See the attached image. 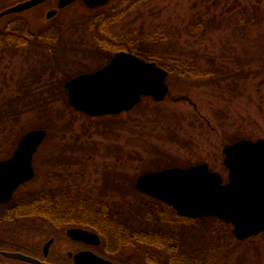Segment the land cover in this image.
Returning <instances> with one entry per match:
<instances>
[{
	"label": "rangeland",
	"instance_id": "obj_1",
	"mask_svg": "<svg viewBox=\"0 0 264 264\" xmlns=\"http://www.w3.org/2000/svg\"><path fill=\"white\" fill-rule=\"evenodd\" d=\"M254 2L260 5H254ZM124 3L122 0L120 5H111L99 13H91L90 9L76 4L73 12L80 9L85 21L80 19L72 27L67 26L68 22L64 27L61 19H57V32L58 29H70L68 35L71 38L61 33L64 35L62 40L58 36L61 41H40L45 49L50 43L54 45L57 42L60 53L55 58L58 56L60 62L64 60L63 64L67 61L65 69L69 73L76 71V74L99 69L107 63L119 43L134 39L144 43L151 53L162 56L164 64L172 69L168 77L170 96L163 101L146 98L131 111L114 117L92 118L76 113L75 121L71 115L67 118L71 124L64 126V122L58 119L57 107L54 109V106L39 103L33 106L35 102L28 101L17 104L18 98L14 97L20 86L37 93L38 87L46 85L36 76L34 80H27L31 74L35 75L36 70L43 68L35 61L41 54L38 56L32 50L28 52L27 49H33L31 44L34 42L31 41H25L29 43L26 45L21 41L0 42V124H3L4 116L13 115L0 130V160L13 154L23 134L43 125H48L50 130V135L35 155L36 176L18 189L20 197H28L31 190L39 193L43 184L50 183V177H54L51 173L55 171L51 169L56 159L54 151L56 148L65 149V143L77 140L72 135L80 137L83 143L74 147L76 151L72 145L66 148L67 153H72L66 154L67 161L73 159V155L79 158L83 155L80 151L85 148L86 152L96 154V163L120 164L118 168H124L120 183L104 185V193L100 196L111 202H117L121 196L120 202L124 201V205L129 207L132 203L141 212L143 207L146 208L145 202L153 209L155 203L133 189V180L128 184L124 181V171L133 173L134 178L145 172L141 169H162L171 167L173 163L174 166L187 167L208 162L211 169L221 173L227 182L229 168L224 160V146L242 138H264V0H137L135 9L126 12L124 19L127 23L120 24L119 20L112 19L128 6ZM103 13L105 18L98 23L104 26V32H101L92 19ZM3 21L6 20H0L1 23ZM14 42L21 44L22 52L18 55L15 51L11 53L19 49L14 48ZM191 71L201 74L189 75ZM57 100V105H64V99L62 101L57 96ZM60 145L62 147L59 148ZM91 171L90 185L96 183L93 179L99 170ZM132 195L136 197L125 199V196ZM30 209H27L30 214L16 220L0 218V233L47 221L48 217L34 214ZM119 223L123 221L119 220ZM215 226H219V230H228L222 222L217 221ZM162 227L174 229L181 234L180 237H185L183 227ZM106 238L111 241L108 236ZM231 241L233 248L228 253L226 264H264V232L244 241ZM119 246L118 249L126 255L137 253L132 244Z\"/></svg>",
	"mask_w": 264,
	"mask_h": 264
},
{
	"label": "water",
	"instance_id": "obj_2",
	"mask_svg": "<svg viewBox=\"0 0 264 264\" xmlns=\"http://www.w3.org/2000/svg\"><path fill=\"white\" fill-rule=\"evenodd\" d=\"M40 1L23 2L1 12L0 16ZM73 1L62 0L61 3ZM83 1L95 8L111 0ZM167 76L168 71L155 61L119 51L106 66L71 78L65 87L76 110L93 116L118 114L132 109L145 95L155 100L165 99L170 90ZM47 134L45 128L30 130L19 140L13 154L0 160V202L10 201L21 184L34 178V155ZM223 150L229 168L226 183L208 163H201L144 173L136 185L172 205L181 215L217 216L232 223L233 232L240 239L258 234L264 230V138H244L227 144Z\"/></svg>",
	"mask_w": 264,
	"mask_h": 264
},
{
	"label": "trees",
	"instance_id": "obj_3",
	"mask_svg": "<svg viewBox=\"0 0 264 264\" xmlns=\"http://www.w3.org/2000/svg\"><path fill=\"white\" fill-rule=\"evenodd\" d=\"M122 0H113L111 3L108 4L106 7H100L97 9H90L93 12L98 11L104 12V8H108L111 5H120V2ZM128 5L124 10H120L118 17L115 19H112L114 21L119 20V23L122 22L127 23L125 21V15L128 9H135L137 0H123ZM130 2V3H129ZM123 5V4H122ZM121 6H119L118 9H120ZM129 10V11H130ZM97 13V14H98ZM103 14H99L95 19H92V23L94 25L100 24L102 21V18L104 17ZM73 17V23L74 22H80V19L82 21H85V18L82 17L81 13H76L72 15ZM105 18V17H104ZM91 20V19H90ZM100 21V22H99ZM111 21V20H110ZM85 24V22H83ZM109 22H107L108 24ZM61 25H64L61 23ZM78 25V24H75ZM72 27V23L69 25ZM99 26V29L101 32H104V26ZM66 27V25H64ZM62 30V31H61ZM57 32V37L55 38V41L59 38H63L61 36L63 34H67L71 38L70 35H68V31L66 29H61ZM99 31V30H98ZM59 33V34H58ZM66 36V37H67ZM68 38V39H70ZM62 40V39H61ZM58 40V41H61ZM72 41V40H71ZM39 42V43H38ZM50 42V41H49ZM99 43V40H97ZM12 43V41L4 42V44ZM146 43V42H145ZM23 44H29L27 42H23ZM22 44V45H23ZM144 44V43H143ZM141 43V41H135L132 40L131 42H122L119 43L116 47V51L118 50H128L132 51L140 56H142L146 60L155 61L159 65L165 67L169 70V73L172 72V69L165 65L163 62L162 56H160L158 53H151L148 48H145L144 45ZM14 48L19 47L18 50H12L15 51V54H20L22 52V49L20 50V44L19 42L13 43ZM33 49H27L28 52L41 54L40 59L34 60L36 62H39L40 65L43 67L42 69H39L40 71H35V75L28 77L27 80H34L36 77L39 78L41 83H46V85H42V87H38L37 89H40L37 93L32 92V96L34 95V105H44V106H50L54 109L57 107V111L60 113L58 115L59 121L64 122L63 125L67 126L71 123L68 122V119L71 115L72 121H75L77 118V114L79 113L75 109H73L69 102L68 98L66 96L67 90L64 87V83L66 80L73 77L77 72L72 71L69 73L64 67V65H67L68 62L66 61L65 64L63 62H60L59 57L55 55L60 53V50H58L57 42L52 45L50 43V46H48V49H45L46 46L43 45L40 41L34 42ZM51 54V55H50ZM36 55V56H37ZM26 56V55H25ZM39 56V55H38ZM103 56H106V54H103ZM76 57H80V55L76 54ZM97 57V56H96ZM27 58L29 59V55H27ZM109 59V58H108ZM34 60L32 62H34ZM58 60V63H57ZM84 61H81L80 63L83 64ZM176 73V72H175ZM189 75H198L201 73H194V71H191L188 73ZM36 76V77H35ZM39 80L36 79L38 83ZM48 86V87H47ZM28 87V86H27ZM36 89V90H37ZM52 91L56 92L58 98L65 99L63 102V106L61 105H51L49 101L45 100V97L49 98V93H52ZM26 93L30 94L31 90L29 91L28 88H26ZM62 97V98H61ZM146 99V98H144ZM143 99V100H144ZM63 101V100H62ZM32 102V103H33ZM44 102V103H43ZM27 103V102H26ZM25 103V104H26ZM75 113V114H74ZM13 118L12 114L4 116L2 119L3 124H0V130L3 128L6 124V122ZM5 121V122H4ZM41 127H45L49 130L48 125H43ZM50 135V130H49ZM82 135V134H81ZM73 138L77 137V140H74L72 143H65V149H57L58 151V161H67V155L70 154L66 152V148L69 146H73L74 151L77 150V147L82 145L80 137L76 135H72ZM59 148L62 147L61 145L58 146ZM83 155L79 158L74 157L73 159H70V161H83L88 162L90 160V155H93L96 157V154L94 152H86V149H82L80 151ZM66 155V159L65 156ZM74 156V155H73ZM64 159V160H63ZM92 158L91 160H93ZM95 160V159H94ZM174 164V163H173ZM142 167V166H141ZM143 168V167H142ZM76 169V168H75ZM84 169V168H82ZM77 170V169H76ZM148 169H141V171H145ZM51 179V177H50ZM50 183L43 184L40 192L43 194V197L41 200L38 199L37 191H30L26 195L29 197H20L19 190L16 191V194L14 198L8 202V203H0V218L7 219V220H16L17 218L21 217L22 215L30 214L31 211H34V214H36L39 210L47 214L49 217H54V212L56 211H62L64 206L67 208V205H69L70 211H76L82 213L83 217L88 219L92 226L99 228L102 233H104L106 236H108L112 242L119 243L122 245V243H132V244H138L139 248V254L142 258L146 259L151 252H157L160 254V257L162 258H169V264H226V261L228 259V253H230L231 249V240L236 239L233 232H232V225L229 223L224 222L222 219L216 217V216H206V217H200V218H189L185 216H180L176 213L175 209H173L171 206L167 205L166 203H163L161 201H158L149 195L142 193L147 198L151 199L153 203H155L154 209L152 205H150L148 202H145L143 207V211H138L131 203V207L128 206V204L124 205V201L120 202L119 200L117 202H111L103 200L100 196H92L89 195L84 200L79 201H72V202H57L55 200H52L50 197L49 192H44L45 187H49ZM26 184H23L21 187H25ZM20 187V188H21ZM50 189V188H49ZM133 189L136 190V187L134 186ZM138 191V190H137ZM140 192V191H139ZM120 203V204H119ZM122 203V205H121ZM40 204V209L37 208L35 205ZM155 206L160 207L159 209H156ZM28 209V210H27ZM24 210H27L23 212ZM26 213V214H23ZM85 214V215H84ZM119 220H122L123 223H119ZM222 222L225 226H227L228 230H219V226H215L216 222ZM164 222V223H163ZM163 223V224H162ZM166 223V224H165ZM169 225L171 229L174 227H183V235L185 237H180L176 230H170L169 228H163L162 226ZM134 226H137L138 228H134ZM139 226H143L144 228H139ZM208 226V227H207ZM195 227V228H191ZM206 227V228H205ZM210 227V228H209ZM159 228H162L160 230ZM190 228L189 230H187ZM198 228V230H197ZM200 228V229H199ZM222 228V227H221ZM123 229V230H122ZM128 229L127 231H125ZM182 230H180L179 233H181ZM126 232V234L123 235V233ZM199 239V241H197ZM158 243V244H165L168 243L169 247L164 246H158V247H149L148 243ZM240 242V241H238ZM155 257L159 258L158 255Z\"/></svg>",
	"mask_w": 264,
	"mask_h": 264
},
{
	"label": "flooded vegetation",
	"instance_id": "obj_4",
	"mask_svg": "<svg viewBox=\"0 0 264 264\" xmlns=\"http://www.w3.org/2000/svg\"><path fill=\"white\" fill-rule=\"evenodd\" d=\"M27 1L29 0H0V13ZM61 2L62 0H42L29 8L0 16V20H6L0 22V42L54 40L57 37V19H61V23L67 25L68 22L72 21L74 12L79 13V10L73 12V7L76 4H81L83 8L87 6L83 0H76L68 4H62ZM253 4L258 5L259 2ZM113 56L108 59L107 63ZM19 90L14 97L18 98L19 103L16 102L17 104L34 101V95H31L32 91L31 96H26L24 86H20ZM66 90V96L70 103L69 90ZM33 93L35 94V92ZM54 93L52 91L49 98L45 97V100L49 101L51 105H56L58 102L57 94ZM8 103L10 102L8 101ZM123 112L108 115L114 117ZM85 115L89 116L88 114ZM54 157L56 159L51 166V169L55 170L51 173L54 177H51L49 187H45L44 192H49L52 200L57 202L84 200L89 195L97 196V193L100 196L101 193H104L102 192L105 189L104 185H114L116 181L117 184L120 183L121 170H124V168H118L120 166L118 163L112 164L105 161L96 163L98 161L94 160L96 157L93 155H90V162L58 161L57 148L54 151ZM71 158H74V156H71ZM92 158L94 159L91 160ZM93 169L99 171L96 173V178L93 179L96 183L90 185L89 177L93 175V171H91ZM156 170L161 169H151L145 172ZM140 175L133 178L135 176L133 173L129 174L124 171L123 179L127 184L133 180L136 187ZM42 197L43 194L39 192L38 199L41 200ZM135 197V195L125 196V199H134ZM119 199H121V196L118 197ZM35 206L40 209V204ZM68 208L69 205H67V208L64 206L62 211L54 212V217H49L39 210L38 215L48 217L47 221L40 224L41 226H19L11 232L0 233V264H169V258H162L157 252H151L146 259L142 258L137 243L130 244L136 248L137 253H134V255L138 256L128 253L126 255V252L118 249L120 244L107 241L106 235L99 228L90 225L91 223L83 217L82 213L70 211ZM148 245L152 248L160 245L169 247L168 243L158 244L153 242L148 243ZM156 255L159 258L155 257Z\"/></svg>",
	"mask_w": 264,
	"mask_h": 264
}]
</instances>
